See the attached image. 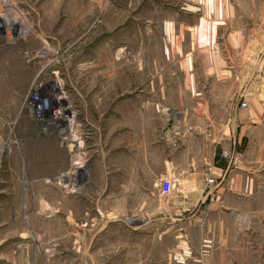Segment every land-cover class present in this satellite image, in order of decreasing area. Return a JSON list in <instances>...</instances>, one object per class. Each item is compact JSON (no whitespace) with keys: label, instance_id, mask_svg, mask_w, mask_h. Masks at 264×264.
I'll return each instance as SVG.
<instances>
[{"label":"rangeland","instance_id":"rangeland-1","mask_svg":"<svg viewBox=\"0 0 264 264\" xmlns=\"http://www.w3.org/2000/svg\"><path fill=\"white\" fill-rule=\"evenodd\" d=\"M193 1L0 0V264H264L188 236L162 175L189 67L162 25Z\"/></svg>","mask_w":264,"mask_h":264},{"label":"crops","instance_id":"crops-1","mask_svg":"<svg viewBox=\"0 0 264 264\" xmlns=\"http://www.w3.org/2000/svg\"><path fill=\"white\" fill-rule=\"evenodd\" d=\"M195 1L169 10L171 19L162 25L169 36L175 25L182 30L181 40L166 39L169 46L181 41L182 56L170 47L167 55L189 65L168 72L177 82L168 106L187 115L169 119L161 131L168 146L179 139L178 148L167 151L162 175L190 189L171 197L194 209L184 218L188 236L201 238L213 226L221 246L257 254L253 261L264 263V0ZM207 178L216 185L209 187ZM166 215L168 232L176 218Z\"/></svg>","mask_w":264,"mask_h":264},{"label":"built area","instance_id":"built-area-1","mask_svg":"<svg viewBox=\"0 0 264 264\" xmlns=\"http://www.w3.org/2000/svg\"><path fill=\"white\" fill-rule=\"evenodd\" d=\"M239 106H240L241 108H246V104H245L244 102H240ZM175 134H179L178 131H176ZM222 155H223L224 157H229V156H230L229 152H227V151H222ZM170 181H171L170 178H169V177H166V178L164 179V183H165V185L169 187ZM206 184H207L209 187H214V186L216 185V180H215L214 178H207V179H206ZM185 188H187V187H186V185H185L184 183H183V184H179V189H180L181 192H182ZM125 222H126V224H130V221L125 220Z\"/></svg>","mask_w":264,"mask_h":264},{"label":"bare ground","instance_id":"bare-ground-1","mask_svg":"<svg viewBox=\"0 0 264 264\" xmlns=\"http://www.w3.org/2000/svg\"><path fill=\"white\" fill-rule=\"evenodd\" d=\"M59 99H63V97H59ZM63 116V115H62ZM67 122V121H66ZM69 122H71V120H69ZM69 124V123H68ZM65 130V129H64ZM65 132H66V130H65ZM68 135H69V133H67ZM70 138L72 139L71 141H73L72 142V144L70 143V142H68V143H70V148H72V145H75V147H77L78 148V146H76L77 144H79V143H77L78 141H76V138L73 136V135H71L70 136ZM69 140V139H68ZM67 144V143H66ZM74 147V146H73Z\"/></svg>","mask_w":264,"mask_h":264}]
</instances>
